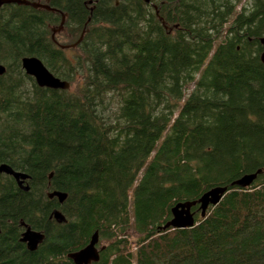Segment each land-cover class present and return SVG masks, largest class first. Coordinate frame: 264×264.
<instances>
[{
	"label": "rangeland",
	"instance_id": "1",
	"mask_svg": "<svg viewBox=\"0 0 264 264\" xmlns=\"http://www.w3.org/2000/svg\"><path fill=\"white\" fill-rule=\"evenodd\" d=\"M27 1L39 5L7 2L0 6V64L3 66L0 73V135L5 134L9 139L0 138V164L6 163L13 168L14 163L10 156L16 161L23 153L33 155L39 152L48 153L52 159L60 158L62 165H73L77 159L84 157L94 174L88 183L74 185L68 192L63 190L67 196L62 202L56 196L49 198L47 194L43 196L32 192L27 203L19 207H2L0 253H5H2L4 255H1L0 259L5 261L4 256L10 253L15 255V259L0 264H43L51 258L62 259V264H73L66 254L83 243L73 242L76 230L71 226L74 222L69 221V225L67 220L65 225H56L55 221L48 220V215L53 209H58L65 217L78 212L87 204L88 194L95 190H98L102 199L112 198V183L105 163V153H108L106 149L117 137L114 126L118 125V119L127 117L120 121L121 125L124 122L137 124V130L143 131L148 126L147 119L153 117L154 109L158 111L154 116L158 117L167 104L166 99L148 101L145 94L144 86L150 89L160 86L153 82V70L149 68L145 74L139 75L133 67L123 71L121 65H114L115 56L121 55L116 51L112 54V50L127 56L128 49L134 44L125 41L124 35L110 36V32L124 28L126 31L137 30L141 33L140 29L147 31L146 27L151 28L154 21H158L156 17H160L163 21L175 23L176 27L181 26L187 39L196 38L207 45L209 51H206L205 55L208 57L219 41L226 38L233 40L234 33L227 34V28L232 25H242V38L238 42L242 49H246L247 41H251L254 36H264V19L260 18L249 24H243L242 21L262 6L264 0H143L141 4L137 3V0H128L129 4H123L127 8L126 13L131 17L130 22L123 21L118 11H98L102 5H110L113 1L120 4L122 0ZM25 17H29L30 22ZM144 21L148 23L145 24ZM134 22L136 25L132 24ZM106 39L110 41L106 43ZM262 51L263 48L260 50L259 47H252L244 53L249 60H254L257 54L260 59ZM24 56L38 57L52 74L68 81L70 87L54 89L39 86L34 77L22 68L21 59ZM109 67L116 72L114 78L106 75ZM199 71L201 68L194 70L191 79L186 83L182 82L179 90L166 88L173 92L172 97L178 100L171 109L168 125L178 122L180 112L183 113L181 119H186L182 124L187 125L192 115H198L202 109L206 114L204 121H215L236 110L259 116L264 114V83L240 77L228 86L209 90L195 85L197 81L204 83L206 80V76L201 75ZM120 85L126 87L125 93ZM129 89L135 91L127 94ZM105 91L108 93L104 94ZM135 98L137 101H134ZM124 100L130 102L122 104ZM66 103L71 106L66 108ZM74 120L77 123L74 124ZM176 125L180 126L179 123ZM168 129L169 127H166L164 133L170 136ZM15 131L21 136L11 137ZM74 132L80 133L78 138L75 134L68 135ZM49 137L56 143L46 142L45 138ZM138 139L135 136L128 138L132 142ZM243 141L244 145L234 149L231 147L232 150L229 148L231 151L223 155L219 164L225 163L223 170L216 169L212 162L198 164L201 166L200 174L205 182L216 180L221 171L231 173L232 179L238 177L239 165L243 160L242 151L247 154V171H255V162L261 161V157L254 152L260 143L256 138L248 136H243ZM202 166L209 167L204 169ZM193 167L187 162L179 169L183 175L190 177L191 171L194 173ZM160 171H164L163 174L178 172L171 166L160 168ZM160 171L151 169L139 174V180H136V183L140 182L139 189L135 193L130 189L125 210L119 213L118 218L115 217L116 222H109L112 231L117 233V223L119 221L120 226L122 221L124 227L121 231L125 237L132 239L138 236L142 222L137 219L140 215H147L149 192L152 190L149 185L155 183L156 172L160 174ZM4 176L11 175L0 172V179L4 180ZM156 214L152 210L148 215L149 219ZM134 221L136 223L132 225ZM25 225L41 231L45 238L35 250L21 254L17 252V248H8V241L11 237H20ZM100 239V244L105 245L104 235H101Z\"/></svg>",
	"mask_w": 264,
	"mask_h": 264
},
{
	"label": "trees",
	"instance_id": "2",
	"mask_svg": "<svg viewBox=\"0 0 264 264\" xmlns=\"http://www.w3.org/2000/svg\"><path fill=\"white\" fill-rule=\"evenodd\" d=\"M142 2L143 0H137L139 4ZM123 3L129 4L128 0H122L120 4L113 1L110 5L99 7L98 11L109 9L118 11L123 21L130 22L131 17L126 13L127 8ZM173 6L175 7V4ZM156 18L158 21H154L151 28L146 27L147 31L140 29L142 34L137 30L126 31L124 28L110 32V36L124 35L125 41L134 44V48L132 46L128 49L127 56L117 50H112V54L115 51L120 53L121 57L115 56L117 61L114 58V65H121L123 71L133 67L135 73L140 75L145 74L149 68L153 70L151 71L153 82L160 86L151 89L144 86L145 94L148 101L166 99L167 104L158 117L154 116L158 112L154 109L153 117L149 115L151 117L147 119L148 126L143 131L137 130V124L124 122L121 125L120 121L127 117L118 119V125L114 126L117 137L106 149L108 153H105V163L112 183L110 184L112 198L102 199L98 190H95L88 194L87 204L81 210L66 215L67 223L74 222L71 226L76 230L73 242H83L84 245L95 230H98L99 237L104 235L106 244L100 252L99 260L93 264H264V114L259 116L244 110H236L215 121L213 119L204 121L206 114L202 109L198 115H192L187 125L182 124L186 122V119H181L182 112L179 113L178 122L168 125L171 109L178 100L172 97L173 92L166 90V88L179 90L181 83L188 82L192 72L200 68L199 72L206 76V80L204 83L197 81L195 85L209 90L228 86L240 77L264 83V62L259 59L258 54L254 61L249 60L244 53L252 47H259L262 50L259 38L254 36L251 41H247L246 49H242L238 44L242 38L240 34L242 25H232L227 28V34L234 33L232 38L235 42L229 41L228 38L219 41L214 46L211 56L206 57L205 53L209 51L207 45L196 38L187 39L181 26L176 27L171 21ZM260 18L264 19V2L242 21L243 24H249ZM25 19L30 22L29 17ZM132 24L136 25L135 22ZM24 32L27 33V30ZM33 32L36 33L34 30ZM108 41L110 40L106 39V43ZM106 75L114 78L116 72L109 67ZM120 88L126 92L125 86L120 85ZM134 91L135 89L133 91L129 89L127 94ZM103 93L106 94L108 91ZM134 101H137V98ZM129 102L124 100L121 103ZM64 106L69 108L71 105L66 103ZM75 123L77 122L74 120ZM166 127H169L170 136L164 133ZM74 134L77 137L80 133L68 135ZM17 136H21L18 131L11 135ZM130 136L142 139L132 142L128 140ZM243 136L254 137L260 143L254 153L261 157V161L255 162L256 169H261V173L252 185L247 188H231L216 205L207 208L204 216L199 215L198 205H194L192 211L195 223L192 227L159 228L171 218L170 209L175 202L183 199L195 200L209 187L218 184L228 185L234 179L230 178L231 173L221 171L220 177L216 180L205 182L200 174L201 166L198 164L212 162L216 169L223 170L225 163L219 165L223 157L237 146L244 145ZM0 138L8 139L5 134L0 135ZM45 141L50 144L56 143L51 137L45 138ZM242 154L243 160L237 172L239 176L248 172L247 154L244 151ZM10 159L14 163V169L27 174L25 184L28 189L19 187L11 176H4V180L1 178L0 210L4 206L19 207L27 203L32 192H38L43 196L54 189L68 192L74 185H83L88 183V180L91 181L94 174L84 157L77 159L73 165H62L60 158L52 159L48 153L39 152L33 155L23 153L16 161L11 156ZM187 162L194 166V173L191 171L190 177L180 172L181 167ZM169 166L178 172L163 174L164 171H160V168ZM207 167L209 166H202L204 169ZM151 169L161 173L156 172L155 183L149 185L152 190L149 192L147 215H140L137 219L142 222L140 232L137 233L138 236L128 239L121 231L124 227L122 221L120 226L119 221L117 223V233L109 228V222H116L119 213L125 210L130 189L133 193L139 189L140 182L136 183L139 174ZM159 208L160 210H157ZM152 210L157 214L149 219L148 215ZM135 223L134 221L131 224ZM8 244V248L12 250L18 249V253H29L19 237H11ZM2 253L5 251H2L0 256L4 255ZM4 257L7 262L15 259V255L11 253ZM5 261L3 258L0 259V263ZM61 262L59 258H51L43 264H62Z\"/></svg>",
	"mask_w": 264,
	"mask_h": 264
},
{
	"label": "water",
	"instance_id": "3",
	"mask_svg": "<svg viewBox=\"0 0 264 264\" xmlns=\"http://www.w3.org/2000/svg\"><path fill=\"white\" fill-rule=\"evenodd\" d=\"M7 2H18L31 4L32 6H38V3H31L27 0H0V6ZM46 8V6H45ZM263 51L260 53V60L264 62V36L259 38ZM21 66L25 72L32 75L39 86H46L54 89H68L70 83L60 77L52 74L42 61L36 56H24L21 59ZM3 71V66L0 64V73ZM0 172L11 175L24 190L28 189L25 184L27 174L21 170H14L10 165L6 163L0 164ZM261 172V169L255 171L246 172L233 180L228 185H214L204 191L197 199H183L175 202L170 211L171 218L167 220L159 228L166 229L172 228H188L192 227L195 223L194 212L192 207L198 205L200 210L199 215L204 216L209 206L216 205L222 196L231 188H247L252 185L257 175ZM49 198L58 197V200L62 202L67 196L66 192L59 189H54L47 193ZM52 214L57 222L61 223L65 221V216L58 209H53ZM44 234L36 229L25 225L24 230L21 232L20 240L26 243L28 250H35L37 246L43 241ZM98 242V230L93 231L90 235L88 242L79 249L68 252L67 256L73 261L74 264H91L97 262L99 259L98 249L96 244Z\"/></svg>",
	"mask_w": 264,
	"mask_h": 264
},
{
	"label": "flooded vegetation",
	"instance_id": "4",
	"mask_svg": "<svg viewBox=\"0 0 264 264\" xmlns=\"http://www.w3.org/2000/svg\"><path fill=\"white\" fill-rule=\"evenodd\" d=\"M48 220L49 221H55V223L56 224H65L66 222H67V218L65 217V221L64 222H61V223H59V222H57L56 221V219L54 218V215L52 214V212L48 215ZM19 227H21L22 228V226L21 225H19ZM0 232H1V229H0ZM44 234V233H43ZM20 237H21V234H20ZM20 237H19V240H20ZM44 238H45V235H44ZM43 238V239H44ZM21 241V240H20ZM22 243H24V245H25V247H26V243L24 242V241H21ZM88 242V241H87ZM86 242V243H87ZM100 242H101V239H100V237H99V235H98V242H97V244H96V248L98 249V254H99V256H100V252H101V250H103L104 249V245H101L100 244ZM86 243H84V245L86 244ZM83 244V243H82ZM81 244V246H79V248H81L82 246H84V245H82ZM27 248V247H26ZM78 247H77V249H79ZM73 250H76V248L75 249H73ZM73 250H70V251H73ZM29 251H33V250H29ZM70 251H68V252H70ZM68 254V253H67ZM67 254H66V256H67ZM68 257V256H67ZM69 258V257H68ZM71 260V259H70ZM99 260V259H98ZM60 261H62L61 263H63V260L62 259H60ZM73 262V261H72ZM93 263H96V262H92L91 264H93ZM74 264V263H73Z\"/></svg>",
	"mask_w": 264,
	"mask_h": 264
}]
</instances>
